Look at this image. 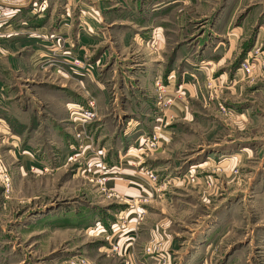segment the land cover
<instances>
[{
	"label": "rangeland",
	"instance_id": "obj_1",
	"mask_svg": "<svg viewBox=\"0 0 264 264\" xmlns=\"http://www.w3.org/2000/svg\"><path fill=\"white\" fill-rule=\"evenodd\" d=\"M37 1L36 11L27 14L31 22L19 21L17 28H35L38 13L47 15L45 22L53 27L55 15L64 11L71 17L78 0ZM86 1L80 14L99 20L103 0ZM206 1L202 7L191 6L189 15L208 14L211 0ZM208 17L194 16L188 23L193 35L205 30L203 21ZM80 24L83 31L95 34L85 21ZM28 31L3 32L0 37L30 35L47 43L33 65L24 52L0 45V264H264V88L261 93L257 86L264 81L263 69L237 78L243 91L250 88L248 103L257 116L245 120L230 117L227 100H216L219 84L214 85L213 77L197 89L200 99L192 102L169 85L175 74L164 78L155 73L152 86L141 85L139 78L148 64L162 61L154 37L141 44L135 40L120 50L116 37L103 39L102 35L87 45L89 40H81L82 36ZM193 38L183 40L196 42ZM167 39L171 44L167 49H173L171 60L165 55L170 64L176 61L177 44L175 38ZM100 48L105 53L99 54ZM256 54L264 56V41L249 48L236 70ZM74 58L82 67L71 64ZM169 96L196 111L198 118L192 123L198 124H185L182 132L168 140L163 166L171 173L142 164L143 175L145 169L153 170L157 185H165L161 193L168 191L175 197L168 208L169 202L151 208L153 197L143 200L146 191L139 198L127 197L108 182L116 179V150L127 139L124 131L140 125L141 132H146L136 143L129 138L127 144L136 148L131 153L139 157V153L156 151L159 140L154 148L144 140L153 132L160 135L173 123L166 119V111L174 104L167 109L161 102ZM91 103L94 116L82 121L76 113ZM230 146L249 149L242 158L224 161L223 151ZM207 156L211 160L205 166L191 165ZM103 167L113 171L106 184L111 197L97 182ZM229 208L232 219L217 237ZM197 225L205 233L197 256L171 257L167 251L171 247L162 248L167 240L187 241ZM210 225L213 228L206 229ZM127 228L135 231L134 239L145 245L141 246L151 257H122L112 250Z\"/></svg>",
	"mask_w": 264,
	"mask_h": 264
},
{
	"label": "crops",
	"instance_id": "obj_2",
	"mask_svg": "<svg viewBox=\"0 0 264 264\" xmlns=\"http://www.w3.org/2000/svg\"><path fill=\"white\" fill-rule=\"evenodd\" d=\"M201 2L207 3L206 0H103V5H101L102 8L100 9L101 17L99 20H94L92 15L80 14L81 10L86 9L87 1L78 0L73 6L71 17H68L67 14L64 15V11L55 15L53 27L48 24V21L45 22L47 15L34 13L36 14L35 18L38 19L36 21L38 22L36 23L37 26L35 28L26 26L25 29L27 31H22V28H17V22L20 21V24L31 22L27 14L36 11L34 7L38 5L37 0H24L12 11L10 23L3 28V32H9V35H11L15 33L26 34L25 32H29L28 29L30 31L35 29L43 33L57 31L71 37L82 36L81 40H89L87 45H90L89 43L92 41L95 42L96 39L102 38L103 35V39H115L116 37L120 50L127 49L135 40L141 44L142 40L144 42L150 39V37H154L153 39H155L157 48H161L159 51L162 52L158 53V57L162 61H159L154 66L148 64V67L139 78L141 85L146 83L147 87L152 86L155 73L164 78L175 74V81L169 79V85H175L176 94H180V96L187 94L189 101L192 102L193 99H200L197 89L205 80L213 77L215 80V83L213 81L214 85L216 81L219 84L216 90V100L219 102L223 99L224 101L227 100L230 105L228 113L230 117L245 120L257 117L252 113L253 108L248 103L250 101L248 98H251L250 88L247 93L242 90V83L237 79L242 72L236 70V67L252 45L264 41V0H211V10L208 14L202 12L201 14L190 13L189 15L191 6L202 7L206 5ZM76 8L77 11L74 13ZM18 11L19 14H17ZM194 16L201 18L209 16L203 21L205 30L201 34L193 35L194 33L192 34L193 31H191V27L188 24ZM82 21H85L94 29V35H90L81 29L80 22ZM208 21H210V25L206 27V23H209ZM117 24L119 26H116ZM192 36H194L193 40L197 39L196 42L183 40V37L184 39H188ZM7 37L0 38V45L12 46L19 54L24 52L23 54H26L27 61L32 65L44 53L45 50L41 47L45 44L47 45L45 41L36 40L30 35L13 38ZM169 37L175 38V45L177 44L176 55L174 53L176 61L173 60L170 64L169 61L171 60L173 49H167L171 45L167 39ZM185 41L186 43H184ZM110 44H113V41H110ZM146 47L148 48V45ZM101 51L105 53L104 48L103 50L100 48L99 54ZM166 54L170 56V60L168 61V57L166 58L165 56ZM257 86L259 87V91L263 93L264 81H259ZM261 97L264 98V95ZM139 100L141 102L145 99ZM172 107L166 113L172 115L171 121L173 123L160 133L158 147L155 152L152 151L153 153L149 155L139 153V157L138 154L131 153L136 148L133 145L129 146L127 144L129 138L130 140L135 139L136 143L140 134L146 132H141L140 129L142 128L140 125L133 127L128 133L124 131L127 139L116 150L118 153L115 160L117 167L116 179L112 178L108 182L111 189H115L117 193L123 196L139 198L140 196H145L142 194V191L147 192L146 197L153 195V199L150 200V202L152 201L150 203L151 208L169 202L166 206L168 208L170 202H173L175 197H172L167 191L168 185L166 187L167 192L161 193V191H155L153 184L145 177V173L143 175L141 170L142 164L145 162L154 171L164 170L165 174L171 173V171L166 169L167 165L163 166L165 164L163 162V159H165L163 154H166L165 151L168 149V140L173 139L175 134L182 132L185 124H198L196 122L192 123L194 117L198 118L196 111L192 110V108L187 110L185 105L180 104V102L174 103ZM129 128L127 127L126 129L129 130ZM170 134L172 135L170 136ZM230 147L227 151H223L227 155L224 154V161L242 158L246 154L245 151L249 149L247 146H242L238 150L234 149L233 146ZM220 151L222 153V148ZM207 158V160L205 159L191 165L205 166L211 160L209 159L210 156H207ZM147 180L152 184V186L150 185L151 187ZM163 186L165 187L162 184L161 190L164 189ZM144 187L148 189H142ZM231 210L232 208H229L227 218L218 225L217 237L220 235L219 232L227 228L230 223L231 216H233V211ZM199 226L197 225V228ZM197 228L192 229L194 232L190 234L187 241H174L172 243V241L167 240L165 244H162V248L163 246L164 248L171 247V250L170 248L167 250L171 251L169 253L171 257L197 256V252L200 250L199 248L202 246L205 237L204 229ZM211 228H213L211 225L206 227L209 230ZM131 229L127 228L122 231L118 235L120 240L116 238L114 242L119 245V254L122 257H146L147 255L151 257L150 254L144 251L145 245L139 243L137 241L138 238L134 239L136 233ZM141 245L144 247L142 248Z\"/></svg>",
	"mask_w": 264,
	"mask_h": 264
},
{
	"label": "built area",
	"instance_id": "obj_3",
	"mask_svg": "<svg viewBox=\"0 0 264 264\" xmlns=\"http://www.w3.org/2000/svg\"><path fill=\"white\" fill-rule=\"evenodd\" d=\"M22 1H24V0H0V37L5 35L3 33V28L5 26L9 25L11 15H12V11H14V9L17 8ZM250 57H251V55L248 57V59H245L243 61V63H241L240 68H239V70L243 74H245V76H247V77H251L256 72V70H258V69L264 70V56H262L261 54H256L253 57H251V61L249 59ZM71 64H73L74 66L82 67V62L76 58H74L71 61ZM208 87H210V86H208ZM175 101H176V98L174 96L173 97L169 96V97L163 99L161 102H162V105L168 109L169 107H171L175 103ZM92 106H93V104L91 103L89 105L88 109L78 111V113H76V114L78 115L79 119H81L82 121L90 120L94 116ZM222 108H223V106H221V110H222ZM223 110H225V109H223ZM172 118H173L172 115H169L166 117V119H168V120H171ZM158 140H159V133L153 132L151 135H149L145 138L144 142L149 148H154V146L157 144ZM111 172H113V171L103 167V171H100V176L97 179V182H99V184L101 186V191L104 194H107L108 197L113 196V194L110 193L108 191V189L106 188L108 177H109V174ZM144 172H145L148 180L153 185H156V188L154 187V190L159 192L161 190V186L157 185L158 184L157 183L158 182L157 175L154 173L153 170L145 169ZM5 180H8V179L5 178ZM205 182L207 183L209 181H205ZM115 197L119 198L118 195H115ZM152 197H153V195L149 196V197H145V198H143V200L148 201ZM112 250L114 252L119 253L120 252L119 245L116 243L114 245H112ZM147 250L151 251L150 248H147Z\"/></svg>",
	"mask_w": 264,
	"mask_h": 264
},
{
	"label": "bare ground",
	"instance_id": "obj_4",
	"mask_svg": "<svg viewBox=\"0 0 264 264\" xmlns=\"http://www.w3.org/2000/svg\"><path fill=\"white\" fill-rule=\"evenodd\" d=\"M198 168V166H196Z\"/></svg>",
	"mask_w": 264,
	"mask_h": 264
}]
</instances>
